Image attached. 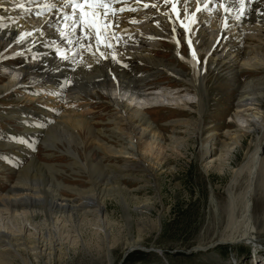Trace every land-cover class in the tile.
<instances>
[{
	"label": "bare ground",
	"instance_id": "obj_1",
	"mask_svg": "<svg viewBox=\"0 0 264 264\" xmlns=\"http://www.w3.org/2000/svg\"><path fill=\"white\" fill-rule=\"evenodd\" d=\"M180 2L181 8H179ZM188 2L193 5L185 7V0H167V2L166 0H106L105 10L109 15L103 17L96 12L99 5L95 3L81 4L77 7L69 0H0V66L8 65L6 63L9 59H17L21 63L20 66L9 65L13 67L9 76L0 75V78L5 79L0 84V95L9 92L24 95L17 98L22 104H17L16 108L10 107L9 111H1L0 119H14L25 128V133L12 131V138L16 140L15 144L11 143L9 146L15 150L13 156L17 159H30L29 165L33 168L45 167L50 172L52 184L55 186L46 191L48 196H45V192H43L44 196H41L40 191L34 195L26 194L22 198L17 194L14 197L6 194L7 198L0 197V208L17 209L23 204L31 209L41 205L40 202L47 201L46 213L48 220L53 222L52 216L57 213L56 208L64 210V213L59 212L63 215L57 216V221H63L62 218L71 216L70 209L78 208L80 215L82 213L79 212V208L82 210L83 207H96L95 212L99 222L101 221L97 224L98 230L109 237V230L102 226L106 206L105 192L125 195L123 192L126 189H121V184L118 183L120 178L128 177L127 173L138 168L149 173L152 166L145 160L146 156H152L153 152H156L157 156L160 155L161 136L158 126L145 110L157 107L160 103L191 109L189 104L195 103L186 99L188 97L185 98L179 91L159 88L146 91L144 88L149 73L139 71L138 66L151 65L154 71L166 70L181 76L175 66L172 67L155 59L154 50L157 45L161 44L162 40H169L176 44L175 53L178 57L185 58L192 69L189 87L193 88L194 97L198 98L196 101L198 106L203 103L208 64L217 71L231 73L234 81L235 75L238 76L244 68H248L247 62L251 63V69H258L263 73L261 78L251 77L247 81H235L239 84V101L235 116L242 130L245 129L242 133H249L255 129L260 131L261 136L259 135L254 151L247 153V158L241 166L232 171L227 203V215L231 221V224H227V228L232 231L230 230L231 234L221 240L224 241L221 244L231 246L255 244L254 238L258 235L255 229L258 223L253 218V194L257 191L264 193V159H261L264 146V109L260 99L264 98V63L238 62V60H243L242 58L254 60L253 53L257 48L246 45L252 42L264 52V11H262L264 0H243V2L218 0V4H212L215 0H188ZM33 5L34 10L30 8ZM168 6L169 8L166 9ZM149 7L151 9H148ZM218 7L222 14H219V10H217L219 15L214 14V10ZM209 8H212L211 13L206 12ZM135 10L147 11L150 15L159 17L148 21L145 27H141L138 26V21L143 18L141 19V15L137 16L138 11ZM254 24L256 25L253 26ZM237 26H241L245 33L248 30H257L258 34L244 37L242 32L236 31ZM211 27L217 28L218 34L207 38V30ZM180 34H183V40L190 50L189 58L181 52L182 43L175 41L179 40ZM253 36L258 39L256 40L258 44L253 41ZM126 44L128 47L129 44L142 45L128 50ZM201 51L208 53L209 56L213 55L207 59L205 67L200 65ZM230 51L234 56L229 55ZM24 75L27 76L26 79ZM190 93L186 95H191ZM102 95L108 97V104L116 111L113 120L109 122L124 124L121 130L115 129V133L120 136L118 138H122L126 145L122 151L117 152L120 157H124L125 162L122 166L113 163L102 165L101 161L94 164L95 161L91 156H87L84 160L85 158L83 159L75 147L85 144L83 132L87 133V139L93 141L96 139L93 134L94 122L80 115L82 113H78L79 107L88 105L81 102L84 97L92 99L93 96L101 98ZM71 102H79L78 108L67 109L65 106ZM30 104L39 108L30 107ZM233 138L230 145H226L218 157L211 156L213 150L210 149V143L209 147L204 146L207 151L205 150L206 154L204 153L203 158L208 160L206 163L208 168H216L221 173L227 172L232 157L243 139L238 134ZM21 140L29 142V146L25 145L26 142L22 145ZM95 141H99L97 148L109 156L106 151L110 147L101 139ZM37 142H42L47 149L64 151L73 160L71 166H78L83 170L101 166L104 175H110V179L104 187L98 184L99 181L93 180L95 189L90 192L78 191L80 198L75 201L63 197L60 188L66 186L57 177V172L61 170L55 165H43L39 162L34 150ZM9 168L7 163L0 162V171ZM26 170L28 172V169ZM19 174L16 185L23 183L25 185L31 174L26 175L22 171H19ZM241 179L245 180L246 188L235 194V188ZM15 191H19L18 188L16 190L11 188L9 193ZM87 193L91 197L85 196ZM136 210H139V207H136ZM36 212L37 210H31L32 218H35ZM262 220L263 218L258 219L260 223ZM19 236H22V233L16 234L10 226L1 227L0 242L4 245L0 246L5 248L0 247L4 250L0 252L14 249L15 253H19L14 244ZM4 238L10 240L6 242ZM21 240L26 241V238L23 237ZM52 240L54 239L47 238L45 241H35L36 245L32 248L34 253L38 256L45 254L48 258L56 254L59 251L58 243L48 242ZM135 246L134 243L130 244V247Z\"/></svg>",
	"mask_w": 264,
	"mask_h": 264
},
{
	"label": "rangeland",
	"instance_id": "obj_2",
	"mask_svg": "<svg viewBox=\"0 0 264 264\" xmlns=\"http://www.w3.org/2000/svg\"><path fill=\"white\" fill-rule=\"evenodd\" d=\"M216 3L218 4V0L212 4ZM191 4L185 0L184 6L189 7ZM30 8L34 10V5ZM168 8L169 6L166 7V9ZM179 8H181V2ZM217 10L219 7L214 10V14L223 13L221 10H219L220 12ZM135 11L137 16L141 15V19L143 18L138 21V26L141 27H145L151 20L159 17L152 16L147 11ZM208 11L211 13L212 8L206 12L208 13ZM236 28V31L245 35L244 37L258 34L257 30H248L246 33L249 35H246L241 26ZM216 29L209 28L207 38L217 36ZM178 38L179 40L175 41L182 43V54L189 58L190 50L183 40V34L178 35ZM252 38L258 44L256 41L258 39L254 36ZM139 45L142 44L131 46L129 44V47L126 44V49L140 47ZM246 45L257 48L253 53L254 60L242 58L243 60L239 59L238 62L264 63V52L260 50V47L253 42ZM175 47V43L162 40L153 52L155 59L172 67L175 66L181 76L166 70L154 71L151 65L138 66L139 71L149 73L144 88L146 91L158 88L179 91L185 98L188 97L186 99L195 101V103L189 104L191 109L160 103L151 110H145L154 124L158 126L161 136L160 155L157 156V153L153 152L152 156H146L145 160L152 166L149 173L138 168L127 173L128 177L120 178L118 183L120 182L121 189H126L123 192L125 195L105 192L106 206L102 217L104 220L102 226L109 230V237L99 231L100 229L98 230L97 224H100L101 221L99 222L95 212L96 207H83L82 210L79 208V212L82 213L80 215L78 208L70 209L72 210L71 216L62 218L63 221H57V216L63 215L64 210L56 208L57 213L52 216L53 222L48 220L49 217L46 213L47 201H42L41 205L31 209L23 204L17 209L0 208V228L10 226L16 234L22 233V236L17 238L18 241H14L15 249L19 251L20 256L19 253H15L14 249L10 251L7 248L9 249L7 252H0V264H256L254 258L258 259L257 263L264 264V225H262L264 222V193L262 191L253 194V218L258 223L255 229V233H258L254 238L255 244H233L232 246L221 244L224 242L221 240L226 235H230L232 231L227 228V224H231L227 215V203L229 201V186L233 177L232 171L239 168L247 158L246 156L254 151L257 140L261 136L260 131L255 129L249 133H242L245 129L242 130L235 116L239 101V84L235 81H247L251 77L261 78L263 73H260L258 69H251V63L247 62L248 68H244L238 73V76L235 75L234 81L231 73L217 71L208 64L209 69H207L204 81L203 103L198 106L196 102L198 98L194 97V90L189 87L192 69L185 58L178 57ZM200 54L202 55L200 65L205 67L207 59L213 55L209 56L203 51ZM229 55L234 56L232 51L229 52ZM124 67H126L125 64ZM4 80L0 78V84ZM189 92L191 95H186ZM21 97L24 95H15L12 92L0 95V112L9 111L12 106L16 108L17 104L21 105L22 102L17 99ZM260 99L264 109V98ZM108 101L109 99L105 95H102L101 98L93 96L92 99L84 97L81 103H88V105L78 108L79 102H71L65 107L70 110L77 107L78 113H82L80 115L86 116L85 118L94 122L93 134L96 136L95 138L101 139L110 147L106 151L109 156H106L97 148L99 141H95V138L93 141L89 137L87 139V133L82 131L85 144L75 147L83 159L86 160L87 156H91L95 161L94 164L101 161L102 165L113 163L122 166L125 162L124 157H120L117 152L122 151L126 145L122 138H118L120 136L115 133V129L123 128L124 124L109 122L113 120L116 111L108 104ZM29 106L39 108L33 104ZM1 120H5L6 123ZM13 130L19 131H15V133L26 132L25 128L19 125L16 120L0 119V154H2L0 162L7 163L10 167L8 170L0 171V197L7 198L6 194L14 197L17 194L22 198L26 194L34 195L39 191L41 196H44L43 192H45V196H48L46 191L55 187L52 184L50 172L45 167L33 168L29 165L30 159H17L13 156L15 150L9 147L11 143L16 142L12 138ZM236 134L242 136V144L235 151L227 172L221 173L216 168H208L206 166L208 160L203 158L207 151L204 146L209 147L210 143V149L213 150L211 156L218 157L222 149L226 145H230ZM21 142L24 145L26 140H21ZM28 143L26 142L25 145L29 146ZM37 144L35 153L39 162L43 165H55L58 170H61L57 172V177L66 186V188L61 187L60 191L62 196L67 199L75 201L80 196V191L90 192L95 189L93 180L99 181L98 184L104 187L110 179V175H104L101 166L91 168V170L71 166L73 160L64 151L47 149L42 142H37ZM60 147L64 149L61 144ZM154 153L156 154L153 155ZM261 155V159H264V146ZM13 159L18 160V164H15ZM19 171L26 175L31 174L25 185L24 183L16 185L20 175ZM11 188L15 190L18 188L19 191L9 193ZM245 188V180L241 179L235 188V194L244 191ZM85 196L91 197L88 193ZM135 206L139 207V210H136ZM31 210H37L35 218H32ZM261 218L263 220L260 223L258 219ZM23 237L26 238V241L21 240ZM47 238L54 239L48 241L49 243L57 241L59 251L50 258L45 254L36 255L32 249L36 245L34 242L38 239L41 240L37 242L45 241ZM9 240L4 238L6 242ZM131 243L136 246L130 247ZM2 244L0 242V245ZM5 246L7 247V243ZM0 247L5 248L4 246ZM138 247L146 250L152 248L153 251H140L137 250ZM2 249L0 250L4 251Z\"/></svg>",
	"mask_w": 264,
	"mask_h": 264
},
{
	"label": "snow or ice",
	"instance_id": "obj_3",
	"mask_svg": "<svg viewBox=\"0 0 264 264\" xmlns=\"http://www.w3.org/2000/svg\"><path fill=\"white\" fill-rule=\"evenodd\" d=\"M70 3H75L77 7H79L81 4H97L99 5V7L97 8L96 12L100 13L103 17H107L109 14L108 12L105 10L106 9V0H69ZM167 2V0H166ZM241 2H243V0H241ZM20 7H23V5H20ZM153 7H155V5H153ZM122 11V9H121ZM75 15V14H74ZM189 43H191V41L189 40Z\"/></svg>",
	"mask_w": 264,
	"mask_h": 264
},
{
	"label": "water",
	"instance_id": "obj_4",
	"mask_svg": "<svg viewBox=\"0 0 264 264\" xmlns=\"http://www.w3.org/2000/svg\"><path fill=\"white\" fill-rule=\"evenodd\" d=\"M136 249V248H135ZM137 250H140V251H145V252H148V251H153V249L152 248H149V249H147V250H145V249H143V248H137Z\"/></svg>",
	"mask_w": 264,
	"mask_h": 264
}]
</instances>
